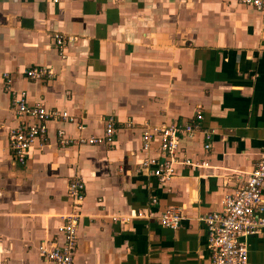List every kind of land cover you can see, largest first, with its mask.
Segmentation results:
<instances>
[{
  "label": "crops",
  "instance_id": "1",
  "mask_svg": "<svg viewBox=\"0 0 264 264\" xmlns=\"http://www.w3.org/2000/svg\"><path fill=\"white\" fill-rule=\"evenodd\" d=\"M56 32L75 38L62 52ZM38 67L53 73L26 74ZM5 74L29 105L74 117L50 121L23 164L10 131L34 119L16 114ZM197 113L212 146L204 149L202 132L183 136L179 156L208 165L178 164L165 182L149 175L143 159L166 155L157 139L142 149L143 129ZM109 116L112 144H57L59 128L104 135ZM263 153L264 9L240 0H0V264H52L39 245L61 243L71 212L80 215L73 264H210L201 217L222 210ZM74 178L85 183L81 203L67 195ZM169 207L182 214L177 228L159 221ZM242 239L248 264H264V232Z\"/></svg>",
  "mask_w": 264,
  "mask_h": 264
},
{
  "label": "built area",
  "instance_id": "2",
  "mask_svg": "<svg viewBox=\"0 0 264 264\" xmlns=\"http://www.w3.org/2000/svg\"><path fill=\"white\" fill-rule=\"evenodd\" d=\"M58 2L59 0H52ZM243 4L257 10L264 9V0H240ZM54 39L62 52L68 43L75 40L74 36H66L56 32ZM52 70L46 67L30 68L26 74L31 78L51 76ZM7 77V88L10 89L11 78ZM11 102L17 115L30 116L34 121L21 125L10 131L11 147L20 163H25L29 148L38 140L48 139V123L52 120L73 121L74 117L67 111L48 109L39 102L29 105L26 92L11 90ZM196 120L185 124L170 123L162 126L146 127L142 132V149L150 150L152 142L157 139L159 149L165 158L147 156L142 161V167L149 175L155 176L160 182L169 180L175 174L176 165L198 167L208 165L207 162H194L190 158L181 159L179 156L180 140L183 136L192 137L197 132L204 134V149L212 146L213 130L204 128L201 124L203 115L197 113ZM132 127L133 122H127ZM78 129H84V124H78ZM118 130L117 120L113 116L105 119L104 135L67 136L64 129L56 132L57 144L65 147L72 144H112ZM68 197L75 203H81L85 198V183L81 178H74L68 183ZM154 197L152 202H156ZM138 217L143 216L138 212ZM79 213L71 212L63 216L59 232L63 236L60 242H44L39 245L43 257L52 264H73L74 248L77 244V226ZM130 216L114 217L115 220L127 221ZM178 209L169 207L161 212L159 221L162 226L177 228L182 220ZM206 226V245L210 255V264H248L249 250L243 241L244 236L257 235L264 232V153L257 160L252 170L236 190L223 198V208L201 217Z\"/></svg>",
  "mask_w": 264,
  "mask_h": 264
}]
</instances>
